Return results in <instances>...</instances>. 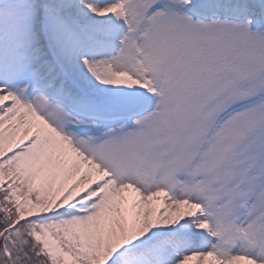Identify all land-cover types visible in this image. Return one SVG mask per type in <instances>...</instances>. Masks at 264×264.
I'll use <instances>...</instances> for the list:
<instances>
[{
    "label": "snow or ice",
    "instance_id": "snow-or-ice-1",
    "mask_svg": "<svg viewBox=\"0 0 264 264\" xmlns=\"http://www.w3.org/2000/svg\"><path fill=\"white\" fill-rule=\"evenodd\" d=\"M0 264H264V0H0Z\"/></svg>",
    "mask_w": 264,
    "mask_h": 264
}]
</instances>
